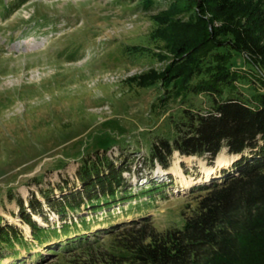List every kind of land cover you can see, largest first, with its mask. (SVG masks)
Wrapping results in <instances>:
<instances>
[{"label": "rangeland", "instance_id": "1", "mask_svg": "<svg viewBox=\"0 0 264 264\" xmlns=\"http://www.w3.org/2000/svg\"><path fill=\"white\" fill-rule=\"evenodd\" d=\"M182 2L175 1L176 12ZM168 4L160 1L146 11L141 1L129 0H0V217L3 226L18 227L28 244L0 249V264H66L88 255L51 254L58 241H35L20 219L18 201L26 204L41 192L58 198L60 187L65 192L80 188L77 171L98 151L124 166L126 185L136 194L148 191L154 180H164L166 187L95 212L82 207L80 216L93 231L147 216L161 232L181 228L198 202L191 192L196 185L184 190V181L206 171L219 176L240 158L224 148L213 162L175 153L168 171L149 163L155 142L175 138L171 118L180 121L185 108H211L207 95L190 94L181 103L161 81L140 88L129 80L151 68L177 66L164 47L166 39L200 37L209 27L192 20L160 28L154 18ZM235 66L248 69L241 57ZM241 84L251 95L249 84ZM168 95L161 105L160 98ZM46 210L49 224L36 216L38 223L58 228L59 217ZM69 215V224L70 217L78 218ZM111 243L108 237L103 246Z\"/></svg>", "mask_w": 264, "mask_h": 264}, {"label": "trees", "instance_id": "2", "mask_svg": "<svg viewBox=\"0 0 264 264\" xmlns=\"http://www.w3.org/2000/svg\"><path fill=\"white\" fill-rule=\"evenodd\" d=\"M129 1H141L146 11L160 1L169 3L154 18L160 28L192 20L209 24L200 37L176 39L172 34L166 39L164 47L177 66L166 71L151 68L129 79L140 88L161 81L166 93L181 103L190 94L207 95L211 102L207 112L185 108L180 121L171 118L175 138L162 137L152 145L151 167L168 171L175 153L213 162L224 148L240 158L231 170L192 187L198 202L181 228L161 232L150 216L110 222L96 231L86 226L82 207L95 212L166 187L164 180H154L148 191L136 194L126 185L124 166L103 155L107 151L84 159L77 171L80 188L65 192L60 187L58 198L41 192V198L33 195L26 204L19 200L20 219L35 241H58L51 254L88 253L66 264H264V0H182L180 12L174 10L176 0ZM236 57L248 69L237 68ZM241 83L249 84L251 95ZM170 97L162 96L161 105ZM46 209L59 217L58 228L38 223L36 216L49 224ZM70 213L78 216L83 230L75 218L67 223ZM1 221L0 249L28 245L18 227ZM108 237L112 243L105 248Z\"/></svg>", "mask_w": 264, "mask_h": 264}, {"label": "bare ground", "instance_id": "3", "mask_svg": "<svg viewBox=\"0 0 264 264\" xmlns=\"http://www.w3.org/2000/svg\"><path fill=\"white\" fill-rule=\"evenodd\" d=\"M218 166L219 167L222 166V164L220 163V161H218ZM175 175L179 177V174L178 173H176ZM216 176L217 175L213 174L212 171H206L205 176L198 177L193 182L192 181H189V180H185L184 181L183 188H184V190H187V189L191 188L192 187V183H193V185H198L200 183L201 184H203V183H209V180L213 179Z\"/></svg>", "mask_w": 264, "mask_h": 264}]
</instances>
